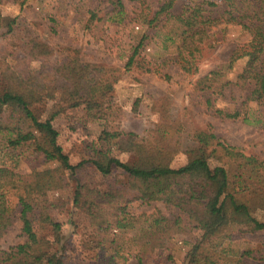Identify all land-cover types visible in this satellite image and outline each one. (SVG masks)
<instances>
[{
    "label": "trees",
    "instance_id": "16d2710c",
    "mask_svg": "<svg viewBox=\"0 0 264 264\" xmlns=\"http://www.w3.org/2000/svg\"><path fill=\"white\" fill-rule=\"evenodd\" d=\"M177 1L137 0L138 7L130 12L124 0H90L95 4L87 7L84 27L100 21L121 29L131 26L128 41L119 49L124 71L154 73L169 80L172 75L166 68L171 65L187 76L196 74L204 57L227 38L230 26H239L245 41L197 77L193 88L221 117L258 121L249 118L248 101L264 103V0H184L176 9ZM17 22L0 6V33L13 32ZM153 43L159 47L147 58ZM23 51L20 63L0 71V238L20 219L25 240L0 248V264H68V251L75 244L63 237V223L54 219L52 211L69 201L75 207L74 226H82L81 218L95 235L83 242L80 264H125L130 251L127 232L137 228V264H146L152 256L158 258L153 264L264 260V238L249 244L242 239L264 230V219L256 217L253 209L255 203L264 210L263 157L221 139L211 127L194 128L187 162L173 167L170 161L180 150L182 132L178 124L167 122L149 129L144 137L134 131H114L95 149V157L72 163L59 142L53 117L43 118L35 106L54 87L55 101L61 106L100 110L107 105L122 68L84 61L78 51L48 61L53 53L50 45L32 35ZM242 58L243 69L230 80L227 73ZM32 60L40 65L32 66ZM231 82L246 87V98L239 108L217 107L218 96ZM112 143L136 159L130 162L112 155L106 149ZM27 146L36 148L27 156L30 163H37L33 180L21 178L16 170L23 161L21 149ZM39 156L48 166L40 167ZM87 163L103 176L121 168L126 180L112 179L104 188L86 184L79 172ZM72 179L76 182L70 195L66 187ZM55 190L63 197L50 198ZM134 200H161L175 207L176 214L168 216L159 208L133 214L128 208ZM193 229L201 234L178 260L173 239ZM239 239L246 244L234 250ZM90 249L95 250L93 255Z\"/></svg>",
    "mask_w": 264,
    "mask_h": 264
},
{
    "label": "rangeland",
    "instance_id": "374dc122",
    "mask_svg": "<svg viewBox=\"0 0 264 264\" xmlns=\"http://www.w3.org/2000/svg\"><path fill=\"white\" fill-rule=\"evenodd\" d=\"M124 1L130 12L138 7L137 0ZM183 1H177L176 9L180 8ZM91 2L90 0H0L2 11L5 14L16 16L18 20L13 32L0 33V71L11 69L21 62L28 35L36 36L50 45L53 53L48 61H59L67 54L78 51L84 61L122 68L107 105L100 110L88 111L83 106L63 107L55 101L54 87L47 91L44 101L35 106L36 111L43 118L53 117L60 132L59 142L69 154L72 163L95 157V149H100V145L105 143L104 139L112 138L114 131H134L144 137L149 129L167 122H175L182 132L180 150L170 161L173 167L187 162L186 150L191 146L190 132L194 128L211 127L221 139L241 147L246 153L264 158V103L256 100L248 101L249 118L251 120L257 118L258 121L248 122L239 118H223L214 113L213 109L208 108L205 104L206 96L193 88L197 77L215 68L217 63L230 55L237 43L245 41L246 36L239 26H230L227 38L204 57L196 74L187 76L177 66L171 65L166 68V71L172 76L166 80L154 73L139 74L135 70L124 71L119 49L128 41L129 36L127 35L130 33L131 26L121 29L116 24L100 21L94 23L96 24L94 27L85 28L87 7L95 4ZM158 47L156 43L149 45L146 57L152 58L151 54L156 52ZM31 65L39 66L40 61L32 60ZM244 65L245 58L238 60L234 69L227 73L228 78L235 80ZM246 95V87L231 82L224 88L223 95L218 96L215 104L217 107L227 109L239 108ZM173 141L174 139H171V145ZM35 149L33 146L21 149L23 161L16 170L18 176L25 180L34 179V167L37 163H30L27 156ZM106 149L124 161L131 162L136 159L134 154L117 150L113 143L109 144ZM38 160L42 161L40 167L48 166L43 164V156H39ZM214 163H216L215 159L211 161V164L214 165ZM79 173L81 181L100 188H104L112 179L126 180L125 171L121 168H116L109 176H103L90 163H87ZM75 182L76 180H71L66 187V193L72 195ZM49 196L57 199L62 198L63 194L55 190L50 191ZM246 196L252 199L251 195ZM154 208L161 209L168 216L176 214L175 207L161 200L152 202L134 200L129 204L128 210L133 214H139ZM253 209L256 217L264 219V210L259 204L253 203ZM52 215L55 220L63 223V237L75 244L74 249L68 251V264H80L82 258L80 249L83 242H90L95 235L86 221L81 218L79 220L82 226H74L72 218H77L73 202L69 201L62 209L55 208ZM200 234V230L193 229L190 232L175 235L172 250L178 260L185 257L191 244ZM138 235V228L127 232L130 251H128V260L125 264H137ZM263 238L264 230L242 237L248 244L261 242ZM23 240H25V235L21 231V221L16 219L15 223L0 238V248L7 249ZM243 240H237L234 250L246 244ZM227 246L231 249L229 244ZM94 251L90 249L88 253L93 255ZM88 253H85V256L88 257ZM157 259L152 256L146 264H153ZM248 261L250 264H264V260L259 259H248Z\"/></svg>",
    "mask_w": 264,
    "mask_h": 264
}]
</instances>
